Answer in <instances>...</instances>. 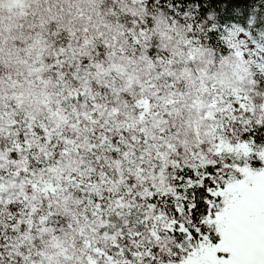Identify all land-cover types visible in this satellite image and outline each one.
Segmentation results:
<instances>
[{"label": "snow or ice", "instance_id": "obj_1", "mask_svg": "<svg viewBox=\"0 0 264 264\" xmlns=\"http://www.w3.org/2000/svg\"><path fill=\"white\" fill-rule=\"evenodd\" d=\"M0 264H264V0H0Z\"/></svg>", "mask_w": 264, "mask_h": 264}]
</instances>
